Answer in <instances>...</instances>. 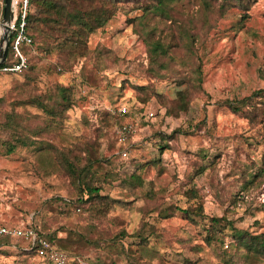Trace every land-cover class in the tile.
I'll return each instance as SVG.
<instances>
[{
  "label": "rangeland",
  "instance_id": "obj_1",
  "mask_svg": "<svg viewBox=\"0 0 264 264\" xmlns=\"http://www.w3.org/2000/svg\"><path fill=\"white\" fill-rule=\"evenodd\" d=\"M245 6L207 13L185 0L145 19V6L120 3L76 64L35 45L32 71L0 77V224L67 239L81 264H251L231 225L264 233V174L246 185L264 168V0ZM148 34L172 46L162 71ZM59 85L71 88L72 106L52 117L33 100ZM250 98L256 111L241 104ZM125 124L135 128L127 158L116 136ZM91 153L107 200L79 212L63 159L86 165ZM214 228L224 244L208 237ZM3 243L0 264H49L25 256L21 240Z\"/></svg>",
  "mask_w": 264,
  "mask_h": 264
},
{
  "label": "trees",
  "instance_id": "obj_2",
  "mask_svg": "<svg viewBox=\"0 0 264 264\" xmlns=\"http://www.w3.org/2000/svg\"><path fill=\"white\" fill-rule=\"evenodd\" d=\"M182 1L185 0H29V8L26 15V30L27 35L32 40V44H24L22 46V51L28 58V67L21 73H26L34 69L30 53L35 45H38V49L46 55L57 53L59 56H63L64 62L67 65L71 63L76 64L80 59L85 58L89 52L88 40L90 35L95 30L104 27L108 23L117 13V6L120 3L141 4L145 6V19H147L149 16L154 15L152 13L161 15V17H167V14L171 11H169V8ZM201 2L207 13H212L215 9L220 13H225L226 9L231 5H239L242 9L246 7L245 0H201ZM32 7H35L38 13H33ZM131 21V23H134V20L131 19ZM14 37L15 35L10 39V47L6 60L0 67L11 66L16 62L13 52ZM149 40L152 42L149 50L151 66L155 71H162L166 69L163 59L168 57L172 46L168 42L159 40L152 41L151 37H149ZM188 47L191 46L189 45ZM200 71L201 68H198L195 72ZM12 74L19 73H1L0 77ZM136 89L139 91L145 90L142 86H137ZM71 98V88L59 85L46 97L38 96V98L33 100V103L42 107L50 116L58 117L71 108ZM178 99L180 103L179 108L181 110H186L189 104L188 92H179ZM140 100L144 107L147 100ZM1 101L2 97L0 96V102ZM241 104L244 105V108L247 107L248 111L252 109L256 111L258 108L257 104L252 101V98L241 101ZM244 108L243 110H245ZM234 110L239 111L240 109L237 107L234 108ZM254 111L252 113H254ZM252 113H248V115ZM172 114L171 110L169 115ZM252 118L254 117H251V119ZM90 155L91 161L86 165L76 163L78 161L73 162L70 160L71 158L69 159L70 161L65 157L63 159L64 166L76 185V191L79 195V205L75 207L79 212L81 211V205L84 206L89 202H94L93 207L99 211L100 209L98 206H104V202L107 200L106 197L101 195V191L103 190L102 186L98 185L100 179L98 177L99 171L96 166L99 168V164L95 162L96 157L94 153ZM258 169L256 174L248 178L246 185L251 186L259 176L264 174V168L259 167ZM136 179L134 175H131L129 182L132 184ZM140 184H142V181ZM183 212L186 214L192 213L190 210ZM214 221L215 224H218L221 220L216 219ZM231 230L237 251H241L251 264L264 261V233L254 235L247 231L237 230L232 225ZM39 232L43 234L41 231ZM210 233L212 234L208 237H210L211 241H218L224 244L223 239L221 237L219 238L220 235H223L222 231H216L214 228ZM43 236L69 255L68 264H81L78 259L79 257H75V254H71L64 249L66 248L67 239L56 240L58 238L55 235L48 236L43 234ZM30 252L34 253L32 250H30Z\"/></svg>",
  "mask_w": 264,
  "mask_h": 264
},
{
  "label": "built area",
  "instance_id": "obj_3",
  "mask_svg": "<svg viewBox=\"0 0 264 264\" xmlns=\"http://www.w3.org/2000/svg\"><path fill=\"white\" fill-rule=\"evenodd\" d=\"M5 6V0H0V13L3 17V10ZM29 8V0H22L21 11L18 14L15 2V17L13 20V30L11 37L15 35L13 40V52L16 62L11 66L0 67L1 73H21L28 67V58L22 51L24 44H32V40L27 35V21L26 15ZM1 23V21H0ZM121 115L125 116L129 113L127 106H123L119 109ZM148 118L154 117V113L151 112ZM135 133V128L131 124H125L120 126L116 131L118 145L121 146L123 151L121 152L124 158L129 156L128 143L132 135ZM16 239L21 240L27 244V248L32 250L36 255L44 261L50 264H68L69 255L61 250L57 245L47 239L34 227H8L0 224V242L5 240ZM226 248H229L226 245Z\"/></svg>",
  "mask_w": 264,
  "mask_h": 264
},
{
  "label": "water",
  "instance_id": "obj_4",
  "mask_svg": "<svg viewBox=\"0 0 264 264\" xmlns=\"http://www.w3.org/2000/svg\"><path fill=\"white\" fill-rule=\"evenodd\" d=\"M14 17H15V0H5L3 19H2L3 21L0 26V28L4 29L3 34L0 36V65H2L5 62L9 51Z\"/></svg>",
  "mask_w": 264,
  "mask_h": 264
},
{
  "label": "crops",
  "instance_id": "obj_5",
  "mask_svg": "<svg viewBox=\"0 0 264 264\" xmlns=\"http://www.w3.org/2000/svg\"><path fill=\"white\" fill-rule=\"evenodd\" d=\"M2 225V224H1ZM31 224H28V225H25V226H21V227H26V226H30ZM10 240H13V241H15L16 239H9V241ZM7 240H5V242H6ZM3 244H5V243H3V242H0V247L3 245ZM5 246V245H4ZM3 249V248H2ZM29 249L28 248H25L24 250H23V253H24V255L25 256H27V255H30V254H33V253H31L30 252V250L28 251ZM34 254H36V253H34ZM37 256V255H36ZM38 257V256H37ZM39 258V257H38ZM40 260H42L41 258H39Z\"/></svg>",
  "mask_w": 264,
  "mask_h": 264
},
{
  "label": "bare ground",
  "instance_id": "obj_6",
  "mask_svg": "<svg viewBox=\"0 0 264 264\" xmlns=\"http://www.w3.org/2000/svg\"><path fill=\"white\" fill-rule=\"evenodd\" d=\"M3 32H4V29L0 28V36L3 34Z\"/></svg>",
  "mask_w": 264,
  "mask_h": 264
}]
</instances>
